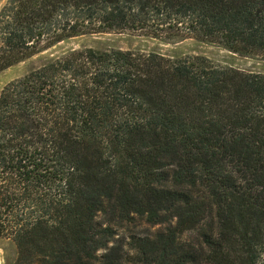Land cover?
<instances>
[{"label": "trees", "instance_id": "trees-1", "mask_svg": "<svg viewBox=\"0 0 264 264\" xmlns=\"http://www.w3.org/2000/svg\"><path fill=\"white\" fill-rule=\"evenodd\" d=\"M107 32L264 57V0H0V71ZM0 237L10 264H264V73L84 47L10 80Z\"/></svg>", "mask_w": 264, "mask_h": 264}, {"label": "rangeland", "instance_id": "rangeland-1", "mask_svg": "<svg viewBox=\"0 0 264 264\" xmlns=\"http://www.w3.org/2000/svg\"><path fill=\"white\" fill-rule=\"evenodd\" d=\"M84 47H92L99 50L120 48L140 52L152 51L174 58L184 55H203L217 65L264 73V57L241 55L215 43L199 41L193 38L165 40L127 32H107L83 34L68 38L1 70L0 91L10 80L38 68L69 50ZM159 228V225H149L142 220H137L135 223L115 226V237H123L125 241H129L132 234L152 233ZM14 257L15 247L11 240L6 237H0V264H10Z\"/></svg>", "mask_w": 264, "mask_h": 264}]
</instances>
